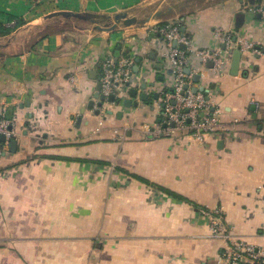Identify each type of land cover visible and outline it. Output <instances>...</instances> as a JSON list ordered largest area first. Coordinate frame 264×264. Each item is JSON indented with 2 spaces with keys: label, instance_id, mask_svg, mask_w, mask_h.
I'll return each mask as SVG.
<instances>
[{
  "label": "crops",
  "instance_id": "0c3cea01",
  "mask_svg": "<svg viewBox=\"0 0 264 264\" xmlns=\"http://www.w3.org/2000/svg\"><path fill=\"white\" fill-rule=\"evenodd\" d=\"M261 7L264 0H0V23L11 30L0 36V109L16 133L14 152H0V264H221L223 242L202 214L217 210L234 236L264 249ZM124 13L138 23L97 28ZM162 23L185 29V69L200 75L192 90L204 88L223 124L239 122L235 131L202 143L142 138L139 128L159 120L156 104L173 86ZM239 41L253 48L231 76ZM203 51L221 52L222 75L202 64ZM129 54L140 59L132 87L146 84L147 102L95 115L87 105L102 64Z\"/></svg>",
  "mask_w": 264,
  "mask_h": 264
},
{
  "label": "built area",
  "instance_id": "2783aa9c",
  "mask_svg": "<svg viewBox=\"0 0 264 264\" xmlns=\"http://www.w3.org/2000/svg\"><path fill=\"white\" fill-rule=\"evenodd\" d=\"M257 11L264 16V7L258 8ZM157 32L162 36L166 49L165 61L172 70L173 92L164 91L161 94L156 104L160 118L152 125L145 124L139 128L142 138L155 140L185 134L197 143H202L206 137L235 131L239 125L237 120L223 124L208 97L203 92L192 91V75L184 73L187 61L185 53L177 47L179 44H188L187 37L180 31V26L174 24L168 30L157 29ZM215 36L224 43V46L230 44V37L221 31H217ZM174 42L176 47L173 46ZM237 47L241 52L253 48L251 44L242 41H239ZM220 53L208 51L199 53L203 65L212 63L209 70L214 76L222 75L226 66V60ZM134 63V56L130 54L105 61L100 68L99 96L106 101L110 96H114L115 100L120 99L129 90L127 85L132 87ZM96 110L102 112L103 108L99 109L96 106ZM14 121V118L7 117L4 108L0 109V152L7 151L10 142L15 140ZM2 137L5 139L4 142H1ZM202 214L208 217L211 236L223 242L221 264H264V249H256L234 236L220 210L203 211Z\"/></svg>",
  "mask_w": 264,
  "mask_h": 264
},
{
  "label": "water",
  "instance_id": "95a60500",
  "mask_svg": "<svg viewBox=\"0 0 264 264\" xmlns=\"http://www.w3.org/2000/svg\"><path fill=\"white\" fill-rule=\"evenodd\" d=\"M59 15H62L63 17H76V18H79V19H84V20H89V21H93L91 19V17L87 16V15H74V14H70V13H59ZM145 22V21H143ZM136 23H138V21L135 19V18H129L127 16V14H120V15H117L115 18H114V24L110 27H97L99 30H102V31H112L114 30L117 26H119L120 24H122L123 26L125 27H130L132 25H135ZM181 33H185V29L184 28H181ZM233 43H236V39H233ZM173 46L176 47V42L173 43ZM180 50H186V46L183 45V44H179L177 46ZM241 57H242V52L240 51V49L237 47V49H235L233 52H232V60H231V64H230V75L231 76H236L237 73H238V70H239V66H240V60H241ZM136 65L133 67V73L135 75L138 74V70H139V67H138V64L140 63V59H136ZM161 67V66H159ZM208 67L211 68L212 67V63L209 62L208 63ZM186 73V75H190L191 71L190 69H185L184 71ZM168 74L170 75L171 74V71H168ZM192 79L194 81V83H199L200 81V75H193L192 76ZM98 81H100V78L98 79ZM153 86V84L151 85ZM127 87H129V90L126 92V97H121L120 99L118 100H115L114 99V96H110L108 98V100L106 101L103 97L99 96V91L101 89V84L100 82L98 83V87H97V93L94 95L93 97V100L89 101L88 105H87V109L88 110H92L94 107H98L99 109L101 108H104V105L106 103L108 104H114V105H122L123 108L125 109H130L132 106L137 108L139 107V103H146L147 100H148V94L145 93V90H146V87L147 85L146 84H142L140 86V90L143 91V93H140L139 95V89L137 87H130L129 85H127ZM186 90V87L184 88ZM194 93L196 92H203L204 93V88H198V89H193L192 90ZM173 92V91H171ZM138 98V101H135L133 102V100H137ZM154 99H157V95H154ZM95 101H98V103L95 105ZM101 113V111H95V115H99ZM108 114L107 115H112L113 112H107ZM123 115V112H118L116 113V117L117 119H121ZM5 139L2 137L1 138V142H4ZM16 148V142L14 140H12L9 144V150L11 152H14Z\"/></svg>",
  "mask_w": 264,
  "mask_h": 264
},
{
  "label": "trees",
  "instance_id": "16d2710c",
  "mask_svg": "<svg viewBox=\"0 0 264 264\" xmlns=\"http://www.w3.org/2000/svg\"><path fill=\"white\" fill-rule=\"evenodd\" d=\"M175 24H177V25H179L180 26V31H181V28H182V26H181V24L180 23H175ZM174 24H172V25H170V24H168V23H162V24H160L159 26H158V29H166V30H168L171 26H173ZM11 33V30H9V29H7V28H5L1 23H0V36H6V35H9ZM157 35H158V37L159 38H161L162 39V36L157 32ZM184 36H186L185 34H184ZM120 47H118L116 50V52H118V51H120ZM126 54H128V53H126Z\"/></svg>",
  "mask_w": 264,
  "mask_h": 264
},
{
  "label": "rangeland",
  "instance_id": "374dc122",
  "mask_svg": "<svg viewBox=\"0 0 264 264\" xmlns=\"http://www.w3.org/2000/svg\"><path fill=\"white\" fill-rule=\"evenodd\" d=\"M113 23V21H109V23H107L108 24V26L110 27V25Z\"/></svg>",
  "mask_w": 264,
  "mask_h": 264
}]
</instances>
